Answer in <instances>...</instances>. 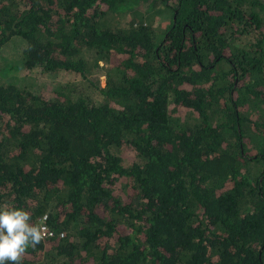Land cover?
Here are the masks:
<instances>
[{"label": "trees", "instance_id": "trees-1", "mask_svg": "<svg viewBox=\"0 0 264 264\" xmlns=\"http://www.w3.org/2000/svg\"><path fill=\"white\" fill-rule=\"evenodd\" d=\"M5 202L23 264H264V0H0Z\"/></svg>", "mask_w": 264, "mask_h": 264}, {"label": "clouds", "instance_id": "clouds-1", "mask_svg": "<svg viewBox=\"0 0 264 264\" xmlns=\"http://www.w3.org/2000/svg\"><path fill=\"white\" fill-rule=\"evenodd\" d=\"M50 234L44 220L32 221L30 211L7 202L0 204V264H23L27 249L35 248Z\"/></svg>", "mask_w": 264, "mask_h": 264}, {"label": "rangeland", "instance_id": "rangeland-1", "mask_svg": "<svg viewBox=\"0 0 264 264\" xmlns=\"http://www.w3.org/2000/svg\"><path fill=\"white\" fill-rule=\"evenodd\" d=\"M164 18H165L164 13L154 14L151 16V21H152V23H157V22L163 21ZM251 38L252 37H250L249 39H251ZM8 59L15 60L14 58H8ZM99 63L101 64L102 61L99 60ZM104 71H105L104 67H100V66L94 67L93 69H91V72L89 73V76H90L89 81L90 80L94 81L97 77H99L98 82L100 85H102V83L104 81V78H103L104 77ZM21 74H22L21 78H20L21 81H25V82L31 84L32 86L40 89V91H42V92H47L51 88H54L56 85L54 84L53 81L56 79H58V80L60 79L61 82H64V80L61 79L59 74L50 76L49 77L50 79L48 78V75H45L44 73H39L36 71H30L28 73L21 72ZM64 78L70 84L69 87H77L78 86V90H80V91L88 92V90H90L89 87H92V85L88 81L84 87L79 88V86L81 85L80 79L78 77L73 78L70 73H65ZM187 115H188L187 112L185 114H183V112L180 114L181 118L187 117ZM189 117H190V115H188V118ZM128 158H130V156H128Z\"/></svg>", "mask_w": 264, "mask_h": 264}, {"label": "built area", "instance_id": "built-area-1", "mask_svg": "<svg viewBox=\"0 0 264 264\" xmlns=\"http://www.w3.org/2000/svg\"><path fill=\"white\" fill-rule=\"evenodd\" d=\"M43 218H44V215H42V217L40 218L39 221H42ZM45 225H46V224H45ZM46 228H47L48 232L52 234V230H50L47 226H46ZM51 234H50V235H51Z\"/></svg>", "mask_w": 264, "mask_h": 264}]
</instances>
